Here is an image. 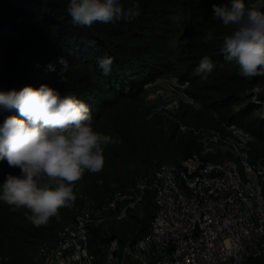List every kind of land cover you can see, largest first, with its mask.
<instances>
[{
  "label": "trees",
  "instance_id": "trees-1",
  "mask_svg": "<svg viewBox=\"0 0 264 264\" xmlns=\"http://www.w3.org/2000/svg\"><path fill=\"white\" fill-rule=\"evenodd\" d=\"M263 1L243 0L246 7L255 6L258 10L256 4ZM131 2L122 0L125 7ZM137 2L140 15L130 21L96 22L82 28L72 24L67 12L69 0H0V91H20L25 86L39 89L46 84L61 97L76 96L90 108L93 125L100 124L119 105H134L145 84L174 69L169 44L174 18L181 14L187 41L178 52L177 60L183 68L177 76L180 82L191 84L195 91L190 96L217 115L215 127L222 123L238 124L257 140L263 139L264 121L258 115L255 117L259 104L252 99L256 96V101L264 103V88L255 94L252 91L264 87V77H242L235 62L225 61L220 50L222 36L229 34L231 28L212 19V5L229 0ZM209 33L212 39L205 42L202 38ZM204 56L215 64L207 79L195 74ZM61 57L69 63L63 77L58 63ZM105 57L113 60L107 74L98 66V60ZM49 64L56 71H49ZM13 115L23 119L15 110L0 109V127L6 117ZM170 127L173 139L178 126ZM178 145L182 158L199 150L191 133L183 134ZM7 174L19 176L20 169L9 167L6 160L0 161V185ZM65 209L61 208L57 217L64 215ZM24 212L25 209L11 211L9 205L0 202V264H28L30 246L35 250L40 240L53 235L51 227L37 228L31 224ZM97 236L94 243H105L111 238ZM259 259H252L249 264H259Z\"/></svg>",
  "mask_w": 264,
  "mask_h": 264
},
{
  "label": "built area",
  "instance_id": "built-area-1",
  "mask_svg": "<svg viewBox=\"0 0 264 264\" xmlns=\"http://www.w3.org/2000/svg\"><path fill=\"white\" fill-rule=\"evenodd\" d=\"M167 75L175 87L189 84ZM255 97L264 120V103ZM168 109L178 131L195 136L199 150L158 164L148 180L112 192L100 207L74 209L71 226L40 240L29 264H249L261 257L264 156L251 158L258 140L238 124L187 126L177 119L175 99ZM147 199L152 213L142 234L130 242L111 237L93 245V231L106 226L107 215L129 220Z\"/></svg>",
  "mask_w": 264,
  "mask_h": 264
},
{
  "label": "clouds",
  "instance_id": "clouds-1",
  "mask_svg": "<svg viewBox=\"0 0 264 264\" xmlns=\"http://www.w3.org/2000/svg\"><path fill=\"white\" fill-rule=\"evenodd\" d=\"M67 12L72 24L83 28L96 22L130 21L140 15V6L137 0L128 7L122 0H69ZM212 12V19L231 28L222 36L220 50L225 61L235 62L242 77H264V12L246 7L243 0L213 4ZM202 39L211 40V33ZM58 63L63 77L69 63L63 57ZM112 63L111 57L98 60L105 74ZM214 68L212 60L204 56L195 74L207 79ZM47 69L56 71L53 64ZM0 109L15 110L23 117L8 116L0 127V161L20 169L19 176L6 175L0 185V202L11 211L25 209L31 224L45 226L61 208L73 205L75 185L86 171L102 170L105 147L114 140L94 129L91 110L84 102L74 95L61 97L46 84L39 89L25 86L20 91H0Z\"/></svg>",
  "mask_w": 264,
  "mask_h": 264
},
{
  "label": "rangeland",
  "instance_id": "rangeland-1",
  "mask_svg": "<svg viewBox=\"0 0 264 264\" xmlns=\"http://www.w3.org/2000/svg\"><path fill=\"white\" fill-rule=\"evenodd\" d=\"M256 6L264 12V2L257 3ZM183 22L184 16L181 14H177L173 21L174 34L169 44L171 61L175 65L170 72L173 76H179L183 70L177 60L180 46L187 41ZM168 79L169 76L165 74L148 82L143 86V94L134 105L132 104L131 107L127 104L119 105L110 111L100 124L93 125L96 131L111 136L114 143L105 147V162L102 170L97 173L86 171L76 183L74 188L76 199L73 205L66 207L64 215L50 220L45 225L52 228L53 234L59 229L71 226L74 209L100 207L112 192L125 190L139 179L148 180L149 171L158 164L176 163L182 158L179 154L178 141L183 134L176 131L172 139L173 128L170 126L177 124L168 116L169 114H166L171 113L168 104L174 99L180 108L177 119L184 124L193 127L199 124L216 126L217 115L212 114L196 98L190 96L195 91L191 84L175 87ZM254 114L256 117L257 113ZM262 156H264V138L259 139L251 151L252 160ZM149 200L147 199L143 207L129 220L115 222L110 219L111 215H107L106 226L95 229L92 240L95 241L97 234L102 238L114 235L125 243L142 234L152 212V204ZM96 243L93 245L95 246ZM33 250L34 248L30 246L29 257ZM259 260V264H264V253Z\"/></svg>",
  "mask_w": 264,
  "mask_h": 264
},
{
  "label": "crops",
  "instance_id": "crops-1",
  "mask_svg": "<svg viewBox=\"0 0 264 264\" xmlns=\"http://www.w3.org/2000/svg\"><path fill=\"white\" fill-rule=\"evenodd\" d=\"M260 10V9H259ZM261 11V10H260Z\"/></svg>",
  "mask_w": 264,
  "mask_h": 264
}]
</instances>
